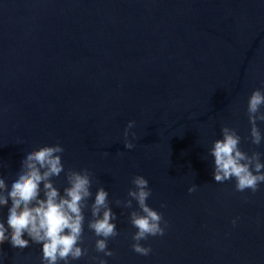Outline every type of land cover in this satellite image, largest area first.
<instances>
[{"label":"water","instance_id":"1","mask_svg":"<svg viewBox=\"0 0 264 264\" xmlns=\"http://www.w3.org/2000/svg\"><path fill=\"white\" fill-rule=\"evenodd\" d=\"M262 82L264 0H0V175L10 187L28 151L60 142L65 168L93 172V200L100 185L110 201L127 198L143 175L147 203L169 221L141 256L130 210L112 203L122 234L108 264H264V184L253 194L217 183L208 154L223 125L242 150L264 153V141L244 139L248 96ZM54 180L62 192L63 173ZM10 206L0 208L6 227ZM85 232L89 255L103 256ZM0 253V264H41L42 245L6 241Z\"/></svg>","mask_w":264,"mask_h":264},{"label":"clouds","instance_id":"2","mask_svg":"<svg viewBox=\"0 0 264 264\" xmlns=\"http://www.w3.org/2000/svg\"><path fill=\"white\" fill-rule=\"evenodd\" d=\"M264 85V82H262ZM246 114L250 124V132L244 139L252 145L260 146L264 141L259 122H264V86L255 88L248 96ZM134 120H129L124 129V147L134 148L131 131ZM222 138L215 139L208 149L214 157V180L217 183L235 182L237 192L251 191L256 193L264 184V153L242 150V137L234 127L223 125ZM65 151L60 142L42 145L26 153L21 168L16 173L9 187L6 179L0 175V208L9 205L7 227L0 220V245L9 242L13 248L24 249L32 243L42 245L41 264H73L87 258L89 264H108L105 257H114L116 252L109 248V241L122 233L116 226L118 219L110 206L114 203L121 209H129L128 221L135 232L131 233V249L138 255L149 256L153 249L151 244L142 243L149 237H160L165 234L169 221L162 212L151 207L147 201L152 195L149 181L143 175H134L127 191V198H116L110 201L109 192L103 185L96 188L94 200L93 172L87 168H65L62 154ZM123 155V153H118ZM105 156L109 153L105 152ZM63 173L66 185L63 191L56 186L54 178ZM41 184L43 187L41 188ZM195 183L187 191H196ZM43 192V198L40 193ZM245 201L248 197H244ZM91 201V202H90ZM133 201L136 207H133ZM166 204L161 203V208ZM85 210L90 212L86 217ZM237 218L232 220L233 226ZM92 233L95 239L94 249L100 255H89L88 237L85 232ZM25 234L29 239H25ZM125 237L128 233H123ZM3 254L0 253V259Z\"/></svg>","mask_w":264,"mask_h":264}]
</instances>
